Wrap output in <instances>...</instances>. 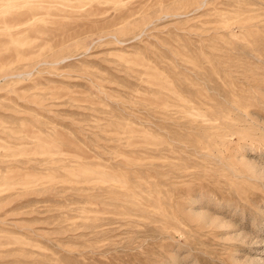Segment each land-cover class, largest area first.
<instances>
[{
	"label": "rangeland",
	"instance_id": "1",
	"mask_svg": "<svg viewBox=\"0 0 264 264\" xmlns=\"http://www.w3.org/2000/svg\"><path fill=\"white\" fill-rule=\"evenodd\" d=\"M0 264H264V0H0Z\"/></svg>",
	"mask_w": 264,
	"mask_h": 264
}]
</instances>
